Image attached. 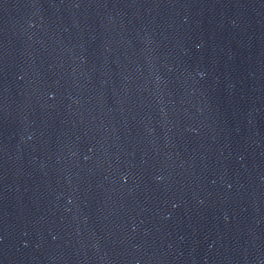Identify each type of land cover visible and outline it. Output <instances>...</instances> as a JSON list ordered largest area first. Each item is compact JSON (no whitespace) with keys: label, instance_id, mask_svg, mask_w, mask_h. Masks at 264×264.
<instances>
[{"label":"water","instance_id":"95a60500","mask_svg":"<svg viewBox=\"0 0 264 264\" xmlns=\"http://www.w3.org/2000/svg\"><path fill=\"white\" fill-rule=\"evenodd\" d=\"M0 264H264V0H0Z\"/></svg>","mask_w":264,"mask_h":264}]
</instances>
